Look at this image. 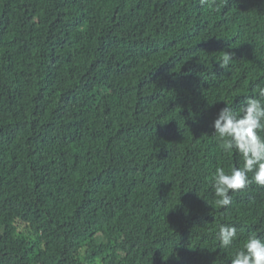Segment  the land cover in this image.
<instances>
[{
    "label": "trees",
    "instance_id": "1",
    "mask_svg": "<svg viewBox=\"0 0 264 264\" xmlns=\"http://www.w3.org/2000/svg\"><path fill=\"white\" fill-rule=\"evenodd\" d=\"M260 81L264 0H0V264H230L264 188L216 203L211 125Z\"/></svg>",
    "mask_w": 264,
    "mask_h": 264
},
{
    "label": "clouds",
    "instance_id": "2",
    "mask_svg": "<svg viewBox=\"0 0 264 264\" xmlns=\"http://www.w3.org/2000/svg\"><path fill=\"white\" fill-rule=\"evenodd\" d=\"M201 6L213 7L214 0H200ZM234 54L224 50L218 63L224 71L233 61ZM225 104V103H224ZM212 132L225 153L235 151L242 158V167L232 166L226 171L217 167L212 177V188L218 198L216 203L227 209L232 204V195L255 184L264 188V81L252 89V95L243 99L238 110L225 104L211 125ZM251 174V175H250ZM238 228L220 224L216 240L220 248H230L238 239ZM96 264H102L98 259ZM230 264H264V235L251 233L238 248Z\"/></svg>",
    "mask_w": 264,
    "mask_h": 264
}]
</instances>
